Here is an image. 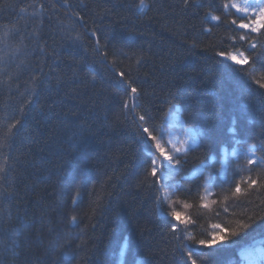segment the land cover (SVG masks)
<instances>
[{"label":"trees","instance_id":"1","mask_svg":"<svg viewBox=\"0 0 264 264\" xmlns=\"http://www.w3.org/2000/svg\"><path fill=\"white\" fill-rule=\"evenodd\" d=\"M140 2L0 0V264H184L178 244L217 233L236 244L204 248L198 264H264V170L232 155L264 147V34L250 35L254 49L239 40L248 30L231 24L241 14L228 0H143V12ZM237 49L248 64L217 56ZM145 113L198 133L161 181L178 185L162 206L168 190L145 179ZM171 211L188 222L179 241Z\"/></svg>","mask_w":264,"mask_h":264},{"label":"snow or ice","instance_id":"2","mask_svg":"<svg viewBox=\"0 0 264 264\" xmlns=\"http://www.w3.org/2000/svg\"><path fill=\"white\" fill-rule=\"evenodd\" d=\"M183 5L185 8L191 6V0H183ZM140 10L143 12L146 5H144L143 0L140 2ZM223 9L226 11L229 9H235L237 13H240L241 16L239 17V23H237V19H232L231 24L236 25L239 29L248 30L245 33L239 35L238 39L241 41H245L250 48H256L257 45L249 39L252 33H260L264 34V0H243V3L237 2V0H228V2L223 3L221 5ZM230 14V13H228ZM209 14H206V18H208ZM210 19L212 21H221V17L217 15H211ZM247 20V23H245ZM205 31L210 32L211 29H205ZM232 39H236V37H230ZM195 47V43L192 45ZM18 51V50H17ZM41 51H43L41 49ZM15 53H13L14 55ZM105 55H107L105 53ZM217 56L223 57L225 60L233 62L236 65H245L249 63V58L245 56L244 51H240L239 49L236 50L235 53H224L218 52ZM7 61L4 56H0V64H6ZM243 70V69H241ZM254 70V69H253ZM3 69H0L2 72ZM121 77L124 76L123 73L120 74ZM128 84V88L130 89L129 98L132 99L137 94V88L132 86L131 81H126ZM261 88H264V84H260ZM136 107L135 104L132 105V110ZM123 108L127 110L129 108L128 102L126 101L123 104ZM179 111L178 106L176 104L169 105V113H174ZM137 123V130L138 135L140 137V143L142 145V155L144 157L143 163L145 165V179L147 180L151 177L150 186L155 188L157 193L168 190L166 196L157 195L156 200L158 205H163L165 199L168 198L170 195H174L177 190V184H168V183H161V181H169L172 179L173 175L179 171V166L181 165L182 160L186 163V157L190 150L196 148V139L195 136L198 133H192V139L189 143L188 140L183 141H173L171 139L173 133L170 130H167L165 124L162 122L160 124L153 123L154 117L150 113H145L138 115L136 118ZM20 123V121H17ZM14 127V126H13ZM6 139L4 143H6ZM234 143L237 146L242 144V141L239 139H234ZM0 146H3L0 144ZM260 151L262 154L257 156L256 152ZM233 156H237L242 158L246 165H254L256 168H260L264 170V147L257 149L255 146H250L246 151L239 152L238 150H234L232 152ZM82 158H85L82 155ZM245 167H241L239 165V161H237V168L236 172L244 171ZM249 172L254 171V168H248ZM199 171V169H198ZM4 172V168L0 167V173ZM167 172V175H165ZM0 179H3L0 176ZM250 179V178H249ZM212 179L206 181L207 185H211ZM257 181L255 179H250L248 184L249 187L256 184ZM241 188L240 184H236L235 192L233 193L238 194L240 193ZM5 196V192L0 191V199H3ZM187 206V205H185ZM208 205L205 204L204 207ZM168 216L172 218L173 221H178L179 224L185 225L183 228L179 227V225L175 222L169 221L170 231L172 232L173 236L179 241L181 240L184 235L187 233V221L182 219V214L178 211H171L167 213ZM264 219V217H261ZM249 220L251 221L252 218L250 217ZM72 222H75V217H72ZM214 229H219V225H214ZM250 227V223L238 222L237 228L238 229H248ZM2 227H0V231H2ZM238 231L232 230L230 232L231 237H237ZM190 238V237H189ZM228 240V237L220 236L219 233L213 235L210 240L206 239H194L192 240V244L187 242L178 244V247L181 251V257L184 261V264H198L199 258L203 255V249L208 248L215 250V245L217 243L221 244V247H230L236 244V241L233 240L231 244L225 243ZM192 245H199L200 247H194ZM62 245H57V247H61ZM264 255V253H262ZM72 259L70 255L65 256V264H72Z\"/></svg>","mask_w":264,"mask_h":264},{"label":"rangeland","instance_id":"3","mask_svg":"<svg viewBox=\"0 0 264 264\" xmlns=\"http://www.w3.org/2000/svg\"><path fill=\"white\" fill-rule=\"evenodd\" d=\"M167 125L170 131L173 133V141H183V140H188V142H191L192 139V134L187 133V134H181V133H175L173 130V127H176V120H173L171 118L167 119Z\"/></svg>","mask_w":264,"mask_h":264},{"label":"bare ground","instance_id":"4","mask_svg":"<svg viewBox=\"0 0 264 264\" xmlns=\"http://www.w3.org/2000/svg\"><path fill=\"white\" fill-rule=\"evenodd\" d=\"M169 118H171V119L174 120V115H173V114H169V115L167 116V119H169Z\"/></svg>","mask_w":264,"mask_h":264}]
</instances>
